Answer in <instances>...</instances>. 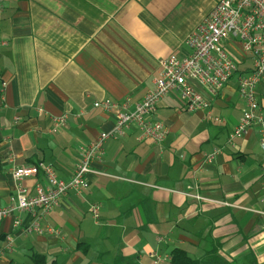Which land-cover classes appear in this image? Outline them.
Here are the masks:
<instances>
[{
	"label": "crops",
	"instance_id": "obj_1",
	"mask_svg": "<svg viewBox=\"0 0 264 264\" xmlns=\"http://www.w3.org/2000/svg\"><path fill=\"white\" fill-rule=\"evenodd\" d=\"M218 1L3 0L0 207L15 193V168L44 162L70 179L80 147L115 126L117 110L95 103L129 98L133 110L160 60L190 52L187 37ZM223 48L238 72L208 111H189L177 92L164 97L153 120L167 126L165 140L140 141L135 126L107 139L89 187L68 192L43 233H26L14 217L0 221V249L13 238L0 264H152V252L160 264H264L258 127L229 141L245 108L238 76L251 72L253 58L238 41ZM257 96L264 111V77ZM59 115L65 124H55ZM215 148L221 153L205 162ZM38 182H46L42 172L23 181L32 193ZM16 215L23 226L32 219Z\"/></svg>",
	"mask_w": 264,
	"mask_h": 264
},
{
	"label": "built area",
	"instance_id": "obj_2",
	"mask_svg": "<svg viewBox=\"0 0 264 264\" xmlns=\"http://www.w3.org/2000/svg\"><path fill=\"white\" fill-rule=\"evenodd\" d=\"M227 41H238L242 51L253 58L251 72L238 76L239 94L245 108L229 141L232 143L247 134L252 126H257L264 159V111L257 96V86L264 77V0H219L187 37L185 43L190 52L184 56L173 54L160 60L159 75L133 110L129 109V98L122 103L109 99L95 103L109 113L117 110L115 126L112 131H102L92 142L80 147L79 160L70 179L60 178L53 165L44 162L12 171L16 190L8 204L0 207V221L14 217L15 226H22L26 233H43L46 218L59 206L61 199L68 192L81 193L89 187L88 175L95 172L93 163L102 158L107 139L124 136L127 129L135 126L140 131L137 137L140 141L150 139L158 144L165 140L168 128L163 122L153 120V115L159 102L170 93H179L189 111H208L211 98L238 72L236 61L223 48ZM66 118V115H59L53 120L60 125L66 123ZM215 120L220 121V118L216 117ZM220 153L221 149L215 148L206 155L205 162H212ZM41 172L46 182H38L35 193H32L23 181ZM262 191L264 202V169ZM18 213H29L32 216L30 223L23 226L22 220L16 217ZM91 213L98 220V204L91 205ZM47 228L53 231L51 227ZM12 247L13 238L8 236L0 255ZM149 256L152 264L161 263V257L156 252Z\"/></svg>",
	"mask_w": 264,
	"mask_h": 264
},
{
	"label": "trees",
	"instance_id": "obj_3",
	"mask_svg": "<svg viewBox=\"0 0 264 264\" xmlns=\"http://www.w3.org/2000/svg\"><path fill=\"white\" fill-rule=\"evenodd\" d=\"M182 263H184V262H182ZM185 264V263H184Z\"/></svg>",
	"mask_w": 264,
	"mask_h": 264
}]
</instances>
